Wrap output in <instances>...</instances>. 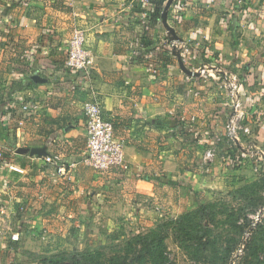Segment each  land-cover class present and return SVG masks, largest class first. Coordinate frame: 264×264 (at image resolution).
<instances>
[{
	"label": "crops",
	"instance_id": "crops-1",
	"mask_svg": "<svg viewBox=\"0 0 264 264\" xmlns=\"http://www.w3.org/2000/svg\"><path fill=\"white\" fill-rule=\"evenodd\" d=\"M244 4L241 12L233 1L174 0L168 23L184 46L199 51L184 62L189 76L181 71L176 51L158 50L168 32L162 23L146 28L147 8L138 0H0L2 236L10 235L18 248L31 235L26 229L34 231L37 223L44 233L71 223L75 234L81 230L91 238L98 231L105 240L117 223L132 217V209L159 207L177 217L221 188L236 146L246 156L242 164L254 152H246L245 140L226 136L229 99L215 68L233 74L246 68L264 80V52L257 50L264 46V0ZM76 28L85 32L92 52L88 74L65 66ZM146 56L157 61V74L149 71ZM204 65L207 78L198 72ZM252 84L250 79L243 85L242 97L252 93ZM89 100L101 101L116 139L124 142L129 170L101 172L86 163L83 105ZM263 104L264 86L254 93L250 118ZM216 137L229 157L217 151L206 164ZM37 148L74 164L71 179L31 155ZM252 149L264 154V138ZM15 222L25 229H13Z\"/></svg>",
	"mask_w": 264,
	"mask_h": 264
},
{
	"label": "trees",
	"instance_id": "trees-1",
	"mask_svg": "<svg viewBox=\"0 0 264 264\" xmlns=\"http://www.w3.org/2000/svg\"><path fill=\"white\" fill-rule=\"evenodd\" d=\"M167 2L168 0L150 1L146 28L162 23ZM143 42L148 48L153 45L147 38ZM176 50L173 48L167 53L172 55ZM242 75L244 80L251 76L246 68H243ZM255 82L257 83L256 80ZM263 138L264 127L260 128L259 125L251 139L256 142ZM236 151L237 154L232 153L231 170L240 166L244 158L237 146ZM236 193L247 201L236 214L229 215L226 207L218 212L213 203L200 204L196 209L181 214L176 220L154 226L148 231L145 228L140 229L124 241L121 239L125 237V232L115 233L110 236L112 242L109 244L97 247L88 245L84 250L53 256L42 264H173L169 259L167 242L171 235L187 251L191 260L200 264H228L240 248L247 230L253 225L251 214H256L264 207V198L256 188L246 186L237 189ZM220 215L225 217L224 220ZM220 221H224V225H230L238 232L237 238L227 239L226 248L222 252L218 250L219 242L214 236V229ZM240 264H264V223H259L251 229V236L245 243Z\"/></svg>",
	"mask_w": 264,
	"mask_h": 264
},
{
	"label": "rangeland",
	"instance_id": "rangeland-1",
	"mask_svg": "<svg viewBox=\"0 0 264 264\" xmlns=\"http://www.w3.org/2000/svg\"><path fill=\"white\" fill-rule=\"evenodd\" d=\"M244 3L245 0L239 5L236 2L234 4L235 7L237 6V10L244 11L245 7L247 6V4L245 5ZM251 38H253V36H251ZM257 50L263 53L264 46H259ZM260 77L258 74H255L254 77L250 76L248 78L249 80H254V84H252L249 88V91H251L252 93L248 95V98H246L244 95L242 97L241 93L240 98L245 105V110L247 111L249 110L250 104L254 99L255 91L264 86V80ZM255 80L257 81V83L255 82ZM245 81L244 84H246L247 82ZM260 100L263 101L262 99ZM99 102L101 103V101ZM256 110V113L253 114L251 118H249L245 122L246 125H248L254 132L259 125L260 128L264 127V104L261 107L259 106ZM239 138L241 141L245 140L246 142L249 139L244 135H240ZM222 145L223 144L217 145L213 143L211 146H219V148L217 147V151H219V156H221L222 158L229 157V154H226V151L223 150L224 146ZM233 149L235 150L234 147ZM245 150L246 152H249L248 148H246ZM240 154H242L243 157H246L241 151ZM256 154L254 153L253 157L250 156L249 158H246L244 164L237 166V168L233 170H231V166L228 167L229 170L224 169L225 174H229V176L227 175L228 179L225 183L221 184V188H214V193L207 195L202 204L213 203L217 206L218 212L225 210L223 208L226 207L228 210V214L233 215L237 213L238 209L241 206H244L247 203L245 199H243L236 193L237 189L245 188L246 186H249L250 188H256L262 198H264V154ZM210 163L211 162H207L206 164ZM214 167L216 168V165L213 166V169ZM209 191L212 192V189ZM143 204L146 205L147 203ZM149 208L151 209V207ZM150 209H148V206L147 209H137L138 212L136 211V209H132L130 211V213H132V217L128 216V220H123L122 223H117L116 230L114 228L113 231L115 230L114 232L116 233L117 231L120 232L122 230H125L126 235L121 239L122 241H124L131 237L132 234L137 233L140 229L145 228V230L148 231L154 226H159L165 222H169L170 220H176L179 217L169 216L168 214H165L164 210L159 207L155 208L154 210L151 209L152 211ZM137 213L139 218L134 219L135 214ZM220 218L224 220L225 217L222 216ZM251 218L253 219V225L247 230L242 239L240 248L228 264H240L241 259L244 256L245 243L251 236V229L256 227L259 223H264V207H261V209H259L256 214H251ZM14 224L15 225L12 227L13 229L16 227H22L23 230L25 229L23 224H20L19 222H15ZM70 224L67 226L55 224V226L47 228V231H45L46 233H44L42 232L45 230L43 229L44 225L41 223H37L35 224L36 229L34 231L29 230L28 228L26 229L28 232H31V235L26 237V240L23 241V244L21 242L18 248L15 244L13 245L10 235L7 234V236H2L3 231L0 230V264H42L45 260H49V258L53 256H62L65 253L84 250L88 247V245H90L91 247H97L98 245L109 244L110 242H112L111 239L101 240L98 236V231L92 233L91 238L87 237L83 233V231L81 232V230L80 232H77L75 234L73 229H70L72 228ZM5 226H7V224H5ZM96 234L97 237H95ZM214 236L218 239L219 242L218 250L222 252L226 248L227 239L237 238L238 232L233 227H230V225H224V221H220L218 227H215L214 229ZM9 241L11 242L7 243ZM167 242L169 259L173 264H200L191 260L187 251L180 246V244L175 240L174 236L171 235Z\"/></svg>",
	"mask_w": 264,
	"mask_h": 264
},
{
	"label": "built area",
	"instance_id": "built-area-1",
	"mask_svg": "<svg viewBox=\"0 0 264 264\" xmlns=\"http://www.w3.org/2000/svg\"><path fill=\"white\" fill-rule=\"evenodd\" d=\"M138 1L147 8V11H145L143 15L146 20L150 13L151 0ZM222 1H233L239 5L244 0H210V4L215 5ZM168 40L161 42L160 45H158V50L163 48L179 49L183 62L193 60L199 54L196 47L191 48L189 46H184L183 43L178 41ZM145 60L148 63L149 71L153 74H157L159 72L158 67L155 66L157 61L152 56H146ZM91 65L92 52L86 46L85 32L76 28L69 41L65 66L70 72L88 74ZM198 72L203 78H207L209 75V70L205 65ZM215 72L221 75L228 93L229 100L225 104V108L230 111L226 124L227 137L231 141L237 142L240 135L247 136L249 139L246 145L249 151L263 155L262 152L252 149L255 146V142L251 139L254 131L245 123L250 118V114L245 110V105L240 98L243 83L245 81L242 78V72L233 74L220 68H215ZM196 95H198V93H196ZM23 109L28 110L29 105L24 104ZM83 113L85 116L87 137L86 163L95 170L101 172L108 171L114 167H119L125 171L129 170L130 165L125 157L124 142L116 139L113 123L105 119L102 104L98 100L86 101L83 105ZM192 121H195V119L193 118ZM220 142L221 138L216 137L214 144L218 145ZM216 156L217 146H210L205 153V160L206 162H212ZM40 158L44 163L54 166L60 175H64L67 179H71V174L75 166L74 164L65 163L60 155L47 154L42 155Z\"/></svg>",
	"mask_w": 264,
	"mask_h": 264
},
{
	"label": "water",
	"instance_id": "water-1",
	"mask_svg": "<svg viewBox=\"0 0 264 264\" xmlns=\"http://www.w3.org/2000/svg\"><path fill=\"white\" fill-rule=\"evenodd\" d=\"M174 0H168L165 8H164V11H163V19H162V24L163 26L165 27V29L167 30L168 32V39L170 41H178L180 43H183V39H181V37H179L175 31L174 28H172L169 23H168V13H169V10L173 4ZM176 54V57L178 59V63H179V67L181 69L182 72H184L185 74H188L189 76L192 75V73L187 69V67L185 66V63L183 62L182 60V57H181V51L179 49L176 50L175 52ZM21 152V151H20ZM22 152H25V150H22ZM31 155H35L37 154L38 156H42V155H47L46 153V150L45 149H40V148H37V149H33L31 150Z\"/></svg>",
	"mask_w": 264,
	"mask_h": 264
}]
</instances>
